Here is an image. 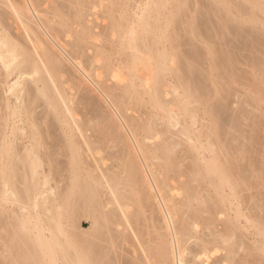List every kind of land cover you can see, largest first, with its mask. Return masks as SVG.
<instances>
[{"label": "bare ground", "instance_id": "bare-ground-1", "mask_svg": "<svg viewBox=\"0 0 264 264\" xmlns=\"http://www.w3.org/2000/svg\"><path fill=\"white\" fill-rule=\"evenodd\" d=\"M206 1L212 37L197 0H0L1 264H264L260 174L220 124L221 41L260 44L264 0Z\"/></svg>", "mask_w": 264, "mask_h": 264}, {"label": "rangeland", "instance_id": "rangeland-1", "mask_svg": "<svg viewBox=\"0 0 264 264\" xmlns=\"http://www.w3.org/2000/svg\"><path fill=\"white\" fill-rule=\"evenodd\" d=\"M197 2L199 5V7L197 9V19L199 21L198 25H200L199 26L200 31H202L201 33H203V34H206V35H209L212 37V33L214 32V27L215 26L219 27V24L218 25L216 24V23H218V20L216 21V19L212 18L213 22L216 24L215 26H214V23L212 24V19L209 20V22H208V20H207L208 18L206 16L207 15L206 11L208 9V2L206 0H197ZM214 18H216V17H214ZM202 20H204L202 22L203 24L206 21L207 22L203 25L201 23ZM210 21H211V23H210ZM221 23H224V21ZM226 23L227 22H225V24ZM235 24L236 23L233 24V23L229 22L227 27H228V30L230 29L229 30L230 33L228 32L225 34V42H223L224 41L223 39L221 41L223 44L222 46H224L225 43H227V45H230V46H224V47L230 48V50H231V53L233 55V60H234V62H233L234 69L232 71H235L236 75L231 77V78H234V80H235V83L231 85L232 90L229 89L230 91L227 94L225 92H224V94L222 93L224 95V97L226 95V97L228 99L226 102L228 107L224 106L225 108H223V109L220 108V110H221L220 114L221 115L223 114L221 116L223 121L220 118V122H221L220 124H221V127H223L222 131H224V129H225V132L228 133V135L232 133V135H230L231 136L230 140L228 139L229 136H227L228 142L230 141V143H231V145L229 144L230 146H233V147L240 146L239 148L242 147L243 149H245V150L248 149L252 152V154L250 153V157L252 159L250 157L248 159L251 161L253 160L252 163L257 170V175L260 174V176L256 175L257 177H259V179L256 180V182L250 184L248 187H245L246 185H244L242 188V191H245L244 194L245 195L247 194L248 197H253V199L255 201L256 196L257 197L261 196L260 193H262L264 195V193H263L264 192V162H263L264 161V124L263 123L264 122L263 123L260 122V120L262 121V119H264V117L262 115L260 116V114H264V103H260V105H259L257 103V101H254L251 99V97H253V94L251 95L250 92H253L254 87L252 86L253 83L250 84V81H253L252 78L254 76H258V75L261 76L263 78V81H264V65H263L264 64V47H263L264 46V37L257 34L256 37L259 35L261 39L259 38V36H258V39H259V41L261 40V42L258 41L260 44H256L253 47L250 44L251 35L254 36V31L252 30V27H250L249 24H246L244 27H242V29H240L241 27L238 28L239 24H236V26H235ZM216 27H215V29H216ZM243 29H245V30L247 29V33H249L250 36L246 35V33H245L246 31L243 32L242 31ZM248 29H250L251 31ZM250 33H253V34H250ZM203 36H205V35H203ZM188 40H189L188 38L187 39L185 38V41H184L185 44L188 42ZM218 42L219 41H217L216 45H218L219 48H222L221 45L218 44ZM187 44L185 45V47H183L184 50H187V46H189V42ZM198 46H200V44ZM201 48H202V46H201ZM188 49H191V47L189 46ZM251 50H253V52ZM252 66H254V68L256 70H254V68ZM258 69H260L259 71L261 73L257 72ZM261 70H263V71H261ZM254 73H256V75ZM253 74H254V76H251ZM230 80L231 79H228L226 82H229ZM226 82H223V84H225ZM248 91H250V92H248ZM248 93L250 94V97L248 96ZM247 99H249V100H247ZM247 101H249V102L251 101V102L249 103ZM253 102H256V103H253ZM222 110L223 111L225 110V111L222 113ZM234 130H236V131L234 132ZM261 156H263V157H261ZM261 158H263V159H261ZM249 160L246 161L247 162L246 163V171H249V173L248 172L246 173V171H245L244 175L249 174V177H250L251 167L247 165V164L251 163V161L249 162ZM110 163H108V164H110ZM250 194H251V196H250ZM0 243H2L1 239H0ZM0 245H2V244H0ZM2 246H0L1 247L0 252L2 251L1 250L3 248ZM1 254L2 253H0V258H2V256L6 255L3 253L1 256ZM0 262L3 263V258L0 260Z\"/></svg>", "mask_w": 264, "mask_h": 264}]
</instances>
